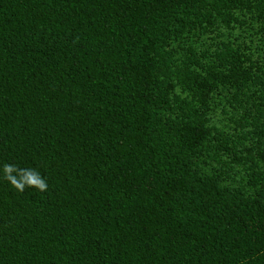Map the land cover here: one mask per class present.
Segmentation results:
<instances>
[{"label": "trees", "instance_id": "trees-1", "mask_svg": "<svg viewBox=\"0 0 264 264\" xmlns=\"http://www.w3.org/2000/svg\"><path fill=\"white\" fill-rule=\"evenodd\" d=\"M0 264H264V0H0Z\"/></svg>", "mask_w": 264, "mask_h": 264}, {"label": "clouds", "instance_id": "clouds-1", "mask_svg": "<svg viewBox=\"0 0 264 264\" xmlns=\"http://www.w3.org/2000/svg\"><path fill=\"white\" fill-rule=\"evenodd\" d=\"M14 171V168L10 165H5L4 169H3V172L5 175L8 176L9 180H11V182L13 183L14 186H16L18 189H23V184L22 183H17L16 180L10 175L12 172ZM28 183L30 184H37L38 183V186L41 190H44L47 185L42 182V181H35V180H32L31 178H29L28 180Z\"/></svg>", "mask_w": 264, "mask_h": 264}]
</instances>
